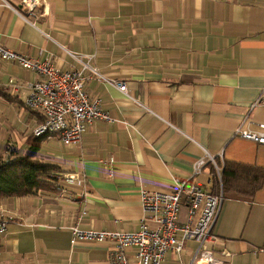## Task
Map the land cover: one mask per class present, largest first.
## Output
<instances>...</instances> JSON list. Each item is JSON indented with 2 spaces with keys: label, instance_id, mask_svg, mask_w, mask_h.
Here are the masks:
<instances>
[{
  "label": "crops",
  "instance_id": "crops-1",
  "mask_svg": "<svg viewBox=\"0 0 264 264\" xmlns=\"http://www.w3.org/2000/svg\"><path fill=\"white\" fill-rule=\"evenodd\" d=\"M21 6L0 0V44L62 70L81 67L70 52L93 55L107 80L89 77L86 90L113 119L90 124L79 144L44 138L37 158L57 164L62 178L85 174L87 196L67 186L0 198L9 221L0 264H109L113 243L73 245L70 227L137 231L142 191L171 190L173 177L194 176L207 154L222 168L264 170V145L236 133L264 123V0H44L32 15ZM41 79L0 58V159L24 153L43 122L26 106L29 85ZM216 176L208 161L194 180L217 194ZM213 233L224 264H264V183L253 197L226 196ZM197 247L187 240L163 264H189ZM128 254L135 264V249Z\"/></svg>",
  "mask_w": 264,
  "mask_h": 264
},
{
  "label": "built area",
  "instance_id": "built-area-1",
  "mask_svg": "<svg viewBox=\"0 0 264 264\" xmlns=\"http://www.w3.org/2000/svg\"><path fill=\"white\" fill-rule=\"evenodd\" d=\"M43 1L21 0V7L32 15L42 6ZM70 54L81 63L80 68L62 70L49 58L32 59L0 44V58L15 61L44 77L29 85L30 93L26 98V106L44 117L43 122L34 130V135L58 134L63 143L75 145L81 142L90 124L99 119L113 118L102 108L100 100H90L86 90L89 77L100 81L107 80L97 67L91 65L93 55L72 52ZM84 57L87 59L84 60ZM10 83L13 84L14 80L11 79ZM114 83L126 93L125 83ZM262 101L264 102V97ZM236 133L244 139L264 145V123H260L258 129L240 126ZM208 161L215 165L220 178L222 167L210 154L197 161L194 176L203 171ZM194 176L173 177L172 188L169 191H142L143 216L137 231L85 229L77 223L70 227L71 243L73 245L87 241L113 243L109 264H132L128 254V249L132 247L135 249V264H163L169 251L180 253L187 240H194L198 247L189 264H224L225 261L216 254L218 238L213 233L214 224L225 199L224 193L222 190L217 194L208 192L194 180ZM61 180L68 186L81 188L84 197L87 196L85 174L70 173ZM63 191H66V188H62ZM183 207L187 209V219L180 222ZM86 215L87 210L83 208L80 219ZM8 224L9 221L0 214V236L7 233ZM223 254L229 255L226 250H223Z\"/></svg>",
  "mask_w": 264,
  "mask_h": 264
},
{
  "label": "trees",
  "instance_id": "trees-1",
  "mask_svg": "<svg viewBox=\"0 0 264 264\" xmlns=\"http://www.w3.org/2000/svg\"><path fill=\"white\" fill-rule=\"evenodd\" d=\"M30 140L27 150L10 158L0 159V198L25 196L40 191H58L67 186L62 180H56L54 172L60 168L57 164L44 162L37 155L41 143L47 134L35 136ZM217 182L224 196L236 193L253 197L264 183V170L259 167L226 161L221 177Z\"/></svg>",
  "mask_w": 264,
  "mask_h": 264
},
{
  "label": "rangeland",
  "instance_id": "rangeland-1",
  "mask_svg": "<svg viewBox=\"0 0 264 264\" xmlns=\"http://www.w3.org/2000/svg\"><path fill=\"white\" fill-rule=\"evenodd\" d=\"M53 174H54L56 180H59L60 179V175L58 173V170H56V172H54Z\"/></svg>",
  "mask_w": 264,
  "mask_h": 264
}]
</instances>
